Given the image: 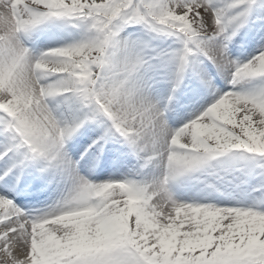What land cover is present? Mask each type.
I'll list each match as a JSON object with an SVG mask.
<instances>
[{
    "label": "snow or ice",
    "instance_id": "snow-or-ice-1",
    "mask_svg": "<svg viewBox=\"0 0 264 264\" xmlns=\"http://www.w3.org/2000/svg\"><path fill=\"white\" fill-rule=\"evenodd\" d=\"M254 4L0 0V264H264V50L242 64L228 54ZM55 18L93 34L33 56L23 40ZM133 26L179 47L145 58L146 41L121 35ZM151 60L170 76L163 106L145 79ZM216 74L240 90L215 93L171 129L167 101L185 77L213 94ZM89 122L105 129L92 152L118 137L146 178L80 175L65 145ZM185 177L202 185L198 198L173 193ZM49 189L63 195L48 211H26L14 196Z\"/></svg>",
    "mask_w": 264,
    "mask_h": 264
},
{
    "label": "rangeland",
    "instance_id": "rangeland-1",
    "mask_svg": "<svg viewBox=\"0 0 264 264\" xmlns=\"http://www.w3.org/2000/svg\"><path fill=\"white\" fill-rule=\"evenodd\" d=\"M214 2L219 4V3H222V0H214ZM262 4H264V0H256V4L253 5L249 13H254V14L256 13L258 15L263 13L262 12L263 7H260V5ZM55 19H52V20H55ZM48 22L40 25L34 31H41L43 28H46V25L48 24ZM75 24H77L78 29L86 30L91 35L93 34L91 31L88 30L86 24L83 23V21L77 20ZM130 34L133 37H139L143 41H146L148 43V47L144 48L143 50V54L145 55V58L152 57L156 55V53L158 52H168L172 49L179 47V44L177 43L176 38L174 37H169V38L155 37L153 38L150 34H146L143 30H141L139 26L129 27L127 31L125 32V35L129 36ZM70 37H71L70 35H67V37H29L28 36L26 39L23 40V42H24V46L30 50L32 55L37 56L41 52L50 49V47H52L50 43L54 42L55 44H57L59 42H66L68 38ZM242 37L243 36L235 35L232 38V42L229 43L228 45V54L230 58L239 64L240 63L242 64L243 61L250 58L253 54L260 53L262 50H264V32H258V36H257L258 42L256 43H250L249 40L245 43H242L241 42ZM240 45L242 46V48L240 47ZM150 63L153 65V69L147 73L146 79H148L147 82L151 85L152 97L155 98L156 94L161 95L160 99L159 98L158 99L160 101V105L162 106L163 100L167 96V95L164 96V92L169 90V86L167 85L165 80H164L165 82L164 83L156 77L157 72L155 71L160 68L158 65V62L155 60H151ZM208 67L210 66L208 65ZM217 77L218 78L220 77V79H223V78L227 79V75L222 76L218 74ZM214 85L217 86L218 84L214 83ZM224 87H227V88L232 87L233 91L240 90L239 86L234 88L233 85L231 86L224 85ZM217 88L220 89V87H217ZM214 94L215 93L213 92V94L207 95L202 100H200L198 103L192 104L190 107L184 109L183 111L178 110V108H176L173 105L171 106V108L169 107L168 110L170 112L168 116H166V121L169 122L168 126L171 129H177L181 127L183 124L190 121L196 115V113L198 112L202 113L213 101ZM59 100L60 98H57L56 100L50 101L49 104L52 106L55 104L54 102H58ZM102 128H104V126L98 122H89V123H86L74 136H72L66 143L68 147L72 148V149L66 150L68 154L71 155V159L73 158L72 156H75V154H77L78 152L87 151L86 157L89 158L91 162L93 159L98 160L96 164L99 166V168L95 170L94 174L92 175L94 180H104L106 178L105 175L107 174V172H105L106 170H104L103 168L101 169V167L102 165L104 166V164L106 163L113 162V160L120 164H123L121 165L123 166V168L116 167V169L114 168L112 170L113 172H115V174L119 176L123 175L126 173V171H129L127 169H130L131 171L129 172L132 173L133 167L136 166L137 164L136 156L133 153L131 155L123 154V152L118 149V146L115 144V142H120L121 140L120 138L116 137L115 142L109 139L104 144L103 149L98 150L96 152H92V150L89 148V145L92 144V142H89V141L96 140L97 137H99L98 135L100 133L101 134L104 133V130H102ZM86 129L88 130L87 132H85ZM117 149L119 150V152L117 151Z\"/></svg>",
    "mask_w": 264,
    "mask_h": 264
},
{
    "label": "bare ground",
    "instance_id": "bare-ground-1",
    "mask_svg": "<svg viewBox=\"0 0 264 264\" xmlns=\"http://www.w3.org/2000/svg\"><path fill=\"white\" fill-rule=\"evenodd\" d=\"M262 12L263 13H261L260 15H258L256 13L255 14L249 13L247 20H246V23L244 24L243 27H241L237 31L236 35L243 36L242 41H241L242 43H245L248 40L250 41V39L252 37H257L258 32H264V25H263L264 24V7H263ZM76 22H77V20H69V19L66 20L63 18H56L55 20L48 22V24L46 25V28H43L41 31H32L31 34L29 35V37H67V35L71 36L70 38H68V40L66 42H59L57 44H55L54 42L50 43V45L52 46V47H50V49H52V48L62 47V46H66L69 44L76 43V42H80L83 39H85L86 37L91 36V34L88 31L78 29L77 24H75ZM127 29H125L124 32L121 33L122 36H126L125 32L127 31ZM166 38H169V37H166ZM240 47L242 48L241 45H240ZM257 54L256 53L253 54L250 58L243 61V63H246L249 59H251L253 56H255ZM209 66H210L209 68H211V65H209ZM155 72H157L156 77L162 82H164V80H165L167 85L169 86V90L164 92V96H166V95L167 96L163 100V103H162V106H163L167 100V97L169 95V91L171 88V84L169 82L170 76L168 75L166 70L161 69V68L157 69ZM212 72L215 73V69H212ZM217 75L218 74L213 75V77H212L213 84L214 83L218 84L217 86L214 85L213 92L219 93L222 95L223 93L233 91L232 87H228V88L224 87V85H227V86L232 85L230 83V77L227 76V79H225V78L220 79V77H219L220 80L217 81L214 79V76H217ZM145 79H146V77H145ZM146 80H148V79H146ZM217 87H220V89H218ZM207 95H209V93H206V92L195 93V92H193L189 78L186 76L184 82L180 85V87L177 88V90L174 93H172L173 99L171 101H167V110L165 111V117L168 116V114L170 112L168 110V108L169 107L171 108L172 105L175 106L176 108H178V110L183 111L184 109L190 107L192 104L198 103L200 100H202ZM160 97H161L160 94H156L155 95L156 99L155 98H153V99L159 101ZM54 103L56 104L57 102H54ZM200 114H201V112L196 113V115L193 118H195L196 116H198ZM167 124H169V122H167ZM102 130H105V129L102 128ZM100 135H102V134L100 133L98 136H100ZM115 138L116 137L111 138V141L115 142V140H116ZM89 142H92V141H89ZM115 144L118 146V149L123 152V154H128V155L132 154V151L129 148H127V144L123 143L121 140H120V142H115ZM69 149H72V148H69ZM118 149H117V151L119 152ZM86 154H87V151L78 152L77 154H75V156H72L73 157L72 160L77 162V168L79 170L80 175L84 176L91 183L114 182V181H122V180L139 181V180L146 178V174L151 171L150 169H142L141 168L142 161H140L136 157V159H137L136 163L137 164H136V166L133 167L132 173L129 172V171H131L130 169H127L129 171H126L125 174L119 176V175L115 174V172H113L112 170L114 168L116 169V167L123 168V166H121L123 164H120V163L113 160V162L106 163V164H104V166L102 165V167H101L104 170H106L105 172H107V174L105 175L106 178L104 180H94L92 175L94 174V171L99 168V166L96 164L98 162V160L93 159L91 162V160H89V158L86 157ZM82 155L86 158H82ZM69 156L71 157V155H69ZM220 159H223V157H217L216 158V160H220ZM0 163H3V162H0ZM212 163H215V161L209 162V164H212ZM198 174L199 173L193 172V173H190L189 176H196ZM201 189H202V185L197 183L195 180L189 179L188 177L182 178L178 185H173V187H172L173 193L177 196L178 199H180L182 201H190L194 197L198 198L197 194L201 191ZM37 194L38 193H33L32 195H21L18 193H14V196H15L16 201L19 202L20 206L24 207L26 209V211L38 213L41 210H43V211L50 210V207L53 206L56 203V201L62 197L63 192L52 191L51 189H49L48 191H45V194H47V195H46V198L44 200H42L41 197H39L38 199H34L33 197L37 196ZM33 200L38 201V203L46 204V206L44 205L45 207H43L40 205V207L36 206L35 208L33 205L28 206L27 202L33 201Z\"/></svg>",
    "mask_w": 264,
    "mask_h": 264
}]
</instances>
